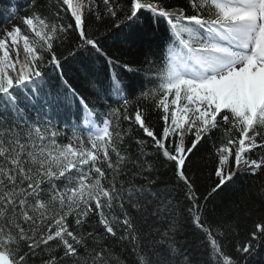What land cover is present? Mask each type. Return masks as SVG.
Masks as SVG:
<instances>
[{
    "label": "trees",
    "instance_id": "1",
    "mask_svg": "<svg viewBox=\"0 0 264 264\" xmlns=\"http://www.w3.org/2000/svg\"><path fill=\"white\" fill-rule=\"evenodd\" d=\"M219 1L0 0V264H264L261 86L237 111L221 82L200 108L170 84L175 55L208 62L192 19ZM254 118L260 168L235 172Z\"/></svg>",
    "mask_w": 264,
    "mask_h": 264
},
{
    "label": "bare ground",
    "instance_id": "2",
    "mask_svg": "<svg viewBox=\"0 0 264 264\" xmlns=\"http://www.w3.org/2000/svg\"><path fill=\"white\" fill-rule=\"evenodd\" d=\"M239 11H241V18L231 25V36L223 37L224 40L227 39L225 41L227 45L224 46V49L216 51L218 56L221 55L220 53L226 54L218 61V66L223 68L222 71L230 68V65L234 63L241 62L244 59V53L247 52L256 53L264 61V26L261 29L262 33L258 32L259 26H257L258 22L264 25V16L261 18V14L254 11L250 0L235 4L231 13ZM248 47L251 49L245 51ZM254 60L255 58L245 68V75L248 74L251 78L259 77L264 72V63L261 69L253 68ZM242 79V77L236 76L227 77L228 84L231 85L234 93L239 90Z\"/></svg>",
    "mask_w": 264,
    "mask_h": 264
},
{
    "label": "rangeland",
    "instance_id": "3",
    "mask_svg": "<svg viewBox=\"0 0 264 264\" xmlns=\"http://www.w3.org/2000/svg\"><path fill=\"white\" fill-rule=\"evenodd\" d=\"M260 3H261V1H259L258 3H257V0H255V10H256V8L258 9L259 8V6H260ZM215 37H217V35H215ZM12 43H16V40L15 39H12ZM8 43H6V42H1L0 43V54H1V56L2 57H5V56H7V54H8V52H9V46L7 45ZM216 46H217V44H216ZM210 55H212V56H215L213 53H211L210 52ZM258 65V64H257ZM197 66V65H196ZM196 66H195V64H190V62L188 63V65H187V67H189L190 69H189V71H190V79H192V80H195V81H198V82H203V81H208V80H221L222 78H224V77H227L228 75L229 76H236L237 74H240V69H241V67H242V65H240L239 67H238V69L237 70H230V71H228L226 74H225V76L223 77L222 75H221V73L219 72V73H217L216 75H209V76H204V77H201V76H198V75H200L202 72H199V70H197L196 69V71H195V68H196ZM218 71V70H217ZM184 75V72L183 71H179L178 70V76L179 77H182ZM185 76L186 77H188V74H185ZM196 76H198V77H200V78H197ZM254 81V80H253ZM250 82H252V81H250ZM227 90L228 91H232L229 87L227 88ZM238 99H239V102L241 103V99H240V97H239V94H238Z\"/></svg>",
    "mask_w": 264,
    "mask_h": 264
}]
</instances>
